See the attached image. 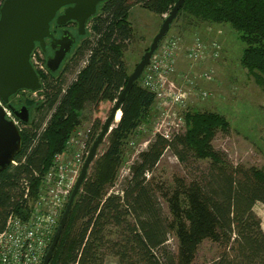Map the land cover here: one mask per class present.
I'll list each match as a JSON object with an SVG mask.
<instances>
[{
	"label": "trees",
	"instance_id": "16d2710c",
	"mask_svg": "<svg viewBox=\"0 0 264 264\" xmlns=\"http://www.w3.org/2000/svg\"><path fill=\"white\" fill-rule=\"evenodd\" d=\"M176 1L107 0L99 4L96 15L87 21L90 33L84 39L75 33L73 47L78 46L73 53L72 47L60 68L37 72L40 99L23 98L18 105L11 102L14 108L25 106L30 118L19 131L21 149L15 165L0 172V232L11 214H27L24 183L33 200L53 157L64 152L86 120L87 107L95 112L102 103L114 104L124 89L129 76L124 53L133 38L130 9L139 6L163 22ZM178 20L187 25L226 24L238 32L245 45L240 65L264 94V0H184L173 22ZM80 62L85 64L66 85V75ZM153 103V94L137 80L120 107L119 121L107 135L105 151L91 164L74 198L48 264H105L107 257L118 264H193L205 241L221 249L211 264H264V232L253 211L257 202L264 204V170L234 167L214 150L215 135L229 129L221 114L187 111L185 131L170 140L159 135L151 138L128 168L121 192H110L125 161L124 148L139 127L150 123ZM101 127L96 119L89 149ZM168 150L181 162L190 156L209 164L199 180L189 184L177 180L166 193V216L148 175ZM171 231L177 241L175 257L166 252Z\"/></svg>",
	"mask_w": 264,
	"mask_h": 264
},
{
	"label": "rangeland",
	"instance_id": "374dc122",
	"mask_svg": "<svg viewBox=\"0 0 264 264\" xmlns=\"http://www.w3.org/2000/svg\"><path fill=\"white\" fill-rule=\"evenodd\" d=\"M166 16H163V19ZM128 21L133 29V38L129 42L124 53V62L129 74L141 60L143 51L150 45L157 34L162 18L139 6H133L128 15ZM88 36L89 23L86 25ZM86 36V37H85ZM165 37H179L181 50L176 62L174 80L181 84L180 77L189 73H201L211 71V81L197 80L193 85H187L188 92L187 111L215 112L224 116L229 129L226 133L218 132L212 140L215 151L223 155L224 159L232 166L244 168H257L264 170V94L255 84L253 77L240 65V56L245 45L239 39V33L226 24H209L206 22L187 25L182 20L172 22ZM195 38L204 42L215 41L220 46L219 56L216 59L193 64L185 58V52L192 45ZM82 38L79 40L81 42ZM78 42V43H79ZM78 46L73 47L72 53ZM41 57L46 61V55L41 52ZM51 58V57H50ZM70 58L69 56L67 59ZM79 66L66 75V85L76 77ZM206 93V97L200 94ZM23 98L38 100L40 97L28 92H23L11 99L10 103L16 105ZM113 103H102L97 111L93 107H87L86 120L78 128L81 132L91 128L98 119L103 125L109 116ZM156 115L151 111L150 123L144 129L133 135L124 148V163L113 187L112 193H120L125 179L128 177L130 165L136 160L137 154L145 149V143L152 138V132ZM116 122H114V125ZM182 128L180 133L184 132ZM107 147V136L98 147L96 157L100 156ZM209 162L196 160L188 156L181 162L170 150L166 151L153 171L148 175L151 178L153 189L158 198L164 215L168 216L166 193L171 192L177 180L186 184L199 180L208 169ZM88 170V173L90 172ZM87 173V174H88ZM254 213L260 219L261 229L264 232V204L257 202L253 207ZM166 252L169 255H177V241L174 232L168 234ZM221 249L210 241L203 242L197 250L193 264H211L219 255ZM105 264H118L113 257H107Z\"/></svg>",
	"mask_w": 264,
	"mask_h": 264
},
{
	"label": "built area",
	"instance_id": "2783aa9c",
	"mask_svg": "<svg viewBox=\"0 0 264 264\" xmlns=\"http://www.w3.org/2000/svg\"><path fill=\"white\" fill-rule=\"evenodd\" d=\"M180 50L179 37H164L140 77L141 87L154 96L152 111L156 115V121L152 138L159 135L170 140L179 134L185 127L187 112L188 92L185 87L193 85L197 80L213 79L211 71L199 74L191 72L180 77L181 84L177 83L174 75ZM219 50L220 46L217 42H204L195 38L185 52V58L190 63L196 64L207 59H216ZM40 54L38 48L34 49L30 55V63L36 72L41 73L46 71V67ZM22 91L33 96L37 93ZM200 96L204 98L207 94L202 93ZM0 108L5 118L20 131L23 124L1 98ZM143 129V126L139 127L136 133ZM90 136L91 128L86 129L85 132L77 129L73 133L64 152L53 157L47 171L41 177V186L33 200L29 198L28 183H24L23 198L28 202V212L24 216L11 214L8 217L4 229L0 232V264H42L88 155ZM12 164L15 165V162L13 161Z\"/></svg>",
	"mask_w": 264,
	"mask_h": 264
},
{
	"label": "water",
	"instance_id": "95a60500",
	"mask_svg": "<svg viewBox=\"0 0 264 264\" xmlns=\"http://www.w3.org/2000/svg\"><path fill=\"white\" fill-rule=\"evenodd\" d=\"M105 1L107 0H4L2 2L0 6V98L22 124L29 122V111L25 106L14 108L10 99L18 91L38 92L41 89L40 79L30 63L32 51L38 46L44 52L46 47L44 40L50 39V47L55 52L46 61V68L50 72H56L74 43V39L66 30L63 31L59 39H56L50 32V22L57 12L65 7L63 13L56 17V25L63 26L69 21H74L77 25L78 35L83 36L87 21L96 15L98 5ZM183 3L184 0H177L169 14L164 18L148 49L129 74L124 89L113 104L109 116L91 144L42 264H48L51 260L74 198L95 160L98 147L111 132L114 122H116V114L120 111L127 92L140 79L152 54L157 49L159 42L168 33L169 27L177 17ZM20 149V132L11 121L5 118L0 108V172L12 164Z\"/></svg>",
	"mask_w": 264,
	"mask_h": 264
},
{
	"label": "flooded vegetation",
	"instance_id": "af4514ba",
	"mask_svg": "<svg viewBox=\"0 0 264 264\" xmlns=\"http://www.w3.org/2000/svg\"><path fill=\"white\" fill-rule=\"evenodd\" d=\"M64 9H65V7L60 9L57 12V14L54 17V19L50 22V28L49 29H50L51 34L56 39H59L62 36L63 31L66 30V31H68V33L74 39V42H75V39H76L75 38V33H77V25H76V23L74 21H69L63 26L56 25V17L61 15L63 13ZM81 37H83V36H81ZM44 41H45L46 47H45V51L44 52L42 51V52H43V55H46V56L48 55L47 59H45L47 61L50 57L53 56L55 50H52L51 47H50V39L46 38ZM73 45H74V43H73ZM73 45H72V47H73ZM57 48H58V46H57ZM66 56H65V58H66ZM65 58H64V60H65ZM64 60L62 61V63L64 62ZM61 64H60V66H61ZM60 66H59V68H60Z\"/></svg>",
	"mask_w": 264,
	"mask_h": 264
},
{
	"label": "bare ground",
	"instance_id": "6f19581e",
	"mask_svg": "<svg viewBox=\"0 0 264 264\" xmlns=\"http://www.w3.org/2000/svg\"><path fill=\"white\" fill-rule=\"evenodd\" d=\"M120 117H121V112L118 111L117 114H116V117H115V121L116 122L119 121Z\"/></svg>",
	"mask_w": 264,
	"mask_h": 264
},
{
	"label": "crops",
	"instance_id": "0c3cea01",
	"mask_svg": "<svg viewBox=\"0 0 264 264\" xmlns=\"http://www.w3.org/2000/svg\"><path fill=\"white\" fill-rule=\"evenodd\" d=\"M132 27V26H131Z\"/></svg>",
	"mask_w": 264,
	"mask_h": 264
}]
</instances>
